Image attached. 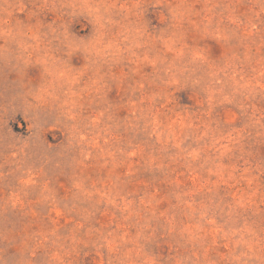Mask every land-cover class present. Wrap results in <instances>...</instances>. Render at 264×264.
<instances>
[{
  "label": "rangeland",
  "instance_id": "rangeland-1",
  "mask_svg": "<svg viewBox=\"0 0 264 264\" xmlns=\"http://www.w3.org/2000/svg\"><path fill=\"white\" fill-rule=\"evenodd\" d=\"M0 264H264V0H0Z\"/></svg>",
  "mask_w": 264,
  "mask_h": 264
}]
</instances>
